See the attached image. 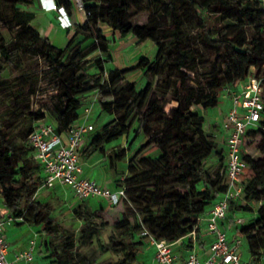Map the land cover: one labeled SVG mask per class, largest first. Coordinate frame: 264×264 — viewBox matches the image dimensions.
Here are the masks:
<instances>
[{"label": "trees", "instance_id": "obj_1", "mask_svg": "<svg viewBox=\"0 0 264 264\" xmlns=\"http://www.w3.org/2000/svg\"><path fill=\"white\" fill-rule=\"evenodd\" d=\"M55 1L58 7L73 14L74 0ZM36 2L0 0V59L6 65L0 68V80L7 67L20 64L24 53L42 56L59 83L60 104L55 106L59 132L81 119L82 98L97 93L100 112L112 119L89 134L91 138L86 144L90 155L104 154L108 145L125 137L128 125L136 126L135 138L146 140L134 152L129 164L136 175L123 184L114 180L116 189L123 188L130 194L126 186L135 187L136 196L146 201L143 221H135L132 229H128V223L120 224L122 237L111 238L121 246L122 258L117 264H139L142 243L135 241V234L143 228L156 240L170 244L183 240L186 247H191L193 241L189 235L198 231L200 219L220 201L228 187L226 163L215 173L207 169V162L214 153V137L203 129L202 117L190 107L196 103L204 110L218 108L223 88L238 90L254 70L264 86V9L256 0H82L86 21L67 32V45L60 48L41 34L35 24L36 15H28L21 9ZM182 6L194 16L200 44L216 58L223 59L225 70H209L206 87L200 93L191 92L183 97L177 86L178 106L166 113L165 106L152 99V82L148 81L139 90L135 82L124 80L132 71H142L150 78L162 76L172 67L180 75L181 84L192 80L200 82L196 55L187 47L188 31ZM134 8L139 13L153 14L162 9L174 28L162 39L152 26L154 17L147 24H133L128 20L127 14ZM103 26L109 29V37L104 34ZM228 27H233L235 33L226 32ZM247 28L253 30L251 37L245 33ZM129 36L135 37L138 44L154 42L156 56L142 58L135 67L107 70L114 62L111 45L117 37ZM188 72H193L194 77ZM43 110L38 111L35 124L46 117ZM152 119L159 126L156 133L150 129ZM34 127L29 126L28 138ZM251 134L263 138L260 157L255 159L245 153L249 171L244 180L243 197L231 203L227 219L247 242L251 258L259 261L264 250V116L258 127L248 130L247 136ZM150 147L159 150L158 157L142 158L136 163V158ZM224 159L226 152L221 154V161ZM42 181V166L34 159L29 142L20 144L10 137L4 131L0 114V192L8 210L24 219L17 224L45 226L51 233L61 234L58 257L47 264H78L76 256L80 257V264H97L79 250L81 245H76L54 217V206L36 200ZM152 184L154 186L150 187ZM90 200L82 201L75 210L78 218L85 222V230L93 226L97 214L87 208ZM156 207L160 208L158 213ZM238 213L254 217L236 225L234 218ZM93 236L84 234L83 239L87 241L84 244L90 243Z\"/></svg>", "mask_w": 264, "mask_h": 264}, {"label": "rangeland", "instance_id": "obj_2", "mask_svg": "<svg viewBox=\"0 0 264 264\" xmlns=\"http://www.w3.org/2000/svg\"><path fill=\"white\" fill-rule=\"evenodd\" d=\"M21 9L28 15H36L38 12L37 3L32 6H21ZM181 12L188 31L187 47L196 55L195 66L200 74V82L197 83L192 80L181 84L180 75L172 67L167 68L162 76L150 78L146 77L142 71H132L125 76L124 80V82H135L139 90H142L148 81L152 82L154 86L152 99L164 105L166 113H170L173 108L178 106L177 101H175V88L177 86L183 97H186L191 92L200 93L206 87L208 81L206 75L209 70H225L223 59L216 58L212 52L200 44L194 16L186 11L185 6L181 7ZM152 17H154L152 26L163 39L174 28L170 20L165 16L164 10L161 9L153 14L152 12L139 13L134 8L127 14L128 20L133 24H147ZM42 22L38 20L35 24L40 27ZM103 29L104 34L109 37V29L106 26H103ZM225 31L230 34L235 33L233 27H228ZM252 32L251 28H247L245 33L247 37H251ZM130 37L116 39L111 45L114 62L107 67V70H110V68L135 67L142 58L153 59L156 56L157 46L154 42L149 40L138 44L135 37ZM66 45L67 43H61L59 47L64 48ZM1 67H6L2 59H0ZM188 75L192 78L194 77L193 72H188ZM250 76H257V71L254 70ZM228 89V86L223 88L221 103L216 109L204 110L202 106L196 103L190 107L193 113L202 117L203 129L214 137V153L207 162V169L213 173L226 163V159L221 161V154H225L223 133L226 131L224 130L223 120L227 106L225 99L228 97ZM59 90V83L50 71L48 61L42 56L24 53L20 64L18 66L7 67L0 80V114L3 120L4 131L10 137L15 138L20 144H27L28 128L30 125H35L34 119L39 110L44 109L43 111H46L48 118L52 120L56 119L55 106L60 104L58 98ZM82 101L84 103L82 115L85 114V109H91V122L95 126L94 131L99 130L102 125L112 119L107 114L100 112V97L97 93L87 94L82 98ZM155 121V119L150 120V129L153 133H156L155 130L159 129ZM135 127L128 125L125 137L108 145L104 154H96L93 158L96 163L95 166L91 167L89 164L88 157L92 155L89 154L88 145H84L81 158L83 162H88L85 164L86 174L88 176L91 175L92 179L97 180L101 184L112 178L120 182L122 181L121 183L123 184L126 180L128 181L134 177L136 174L129 168V164L133 161L134 152L146 141L142 138H135ZM90 138L91 136L88 135L85 141L87 142ZM262 143L263 138L261 135L251 134L247 136L244 145L245 153L258 159ZM219 152L221 154H217ZM159 153L157 148L150 147L136 158V163L142 158L156 159ZM123 154L125 158L121 159ZM13 164L18 169L14 160ZM152 186L154 184L150 185V187ZM109 188L116 190L114 185H110ZM126 188L130 189V194H126V197L119 205L114 206L107 201L98 199H91L86 204L88 209L97 213L93 226L86 230L84 229L85 222L75 214V210L81 202L76 200L73 193L67 188L58 186L55 190L42 189L37 193L36 200L49 202L54 206V217L68 231L69 237L75 241L76 245H81L79 250L86 256L94 259L97 264H117L122 258V254L119 253L121 246L114 243L111 238L112 236L117 237V239L122 237V231L119 228L120 224L128 223V229H132L135 221L138 220L141 223L144 219L142 210L146 204L144 199L136 196L135 187L127 185ZM155 210L158 213L160 208L156 207ZM12 227L17 230V235H22V238L27 240L34 233L39 235L37 238L36 264H47L58 257L59 245L62 242L60 233H51L45 226L38 227L27 223L21 225L14 224ZM146 230V228H143L140 232L136 231L135 234V241L142 243L139 247L145 254L139 256V264H151L152 236ZM84 234L94 235L90 243L84 244L87 242L83 239ZM240 252L243 259L250 262V264H264V250L261 252L259 261L253 260L244 238ZM44 257L51 258L45 259ZM76 262L80 264L81 259L79 256H76Z\"/></svg>", "mask_w": 264, "mask_h": 264}, {"label": "built area", "instance_id": "obj_3", "mask_svg": "<svg viewBox=\"0 0 264 264\" xmlns=\"http://www.w3.org/2000/svg\"><path fill=\"white\" fill-rule=\"evenodd\" d=\"M256 1L264 9V0ZM74 3L77 11H84L82 0H74ZM52 10L61 11L64 8L53 4ZM228 96L231 98V107L224 120L228 188L220 201L206 213V232L214 237L206 257L191 253L185 264H250L243 259L240 252L243 237L230 239L229 231L232 225L226 226L224 223L228 218L231 203L243 197L244 180L249 171V164L244 158L245 138L248 130L258 127L264 116V86L256 76H250L238 90L228 89ZM90 110L85 109V119H80L62 132H59L58 123L47 117L46 111V117L35 124L28 142L34 159L42 166L43 181L38 192L42 189L55 190L60 186L70 190L80 202L97 198L114 206L119 205L126 197L125 189L111 190L108 186H101L96 180L83 176L81 152L86 144L85 138L95 130L94 124L88 119ZM0 199L3 200L0 203V264H36L39 236L37 233H34L27 247L20 251L15 259L9 258L10 243L6 229L24 219L16 217L8 210L1 192ZM205 219L202 217L200 223ZM248 221L244 217L235 219L236 225ZM197 235L196 230L189 237L196 241ZM152 244L156 247L157 264H177L173 244L153 237Z\"/></svg>", "mask_w": 264, "mask_h": 264}, {"label": "crops", "instance_id": "obj_4", "mask_svg": "<svg viewBox=\"0 0 264 264\" xmlns=\"http://www.w3.org/2000/svg\"><path fill=\"white\" fill-rule=\"evenodd\" d=\"M36 3L38 6V12L36 13L35 22H38V20L43 21L39 27L40 32L44 37L49 38L51 40V42L58 47L61 45V43H67L68 42V36H67L68 31H74L77 25H81L86 21V14L84 11L79 12L76 9H74L73 14H68V12L65 9L61 10V11L52 10L53 4L56 3L55 0H37ZM129 38H131V37L129 36ZM117 39H119V37H117ZM124 68H128V67H124ZM225 102L227 103L226 104L227 106L225 108V118H226V115L229 111V108L231 107L230 96H228L225 99ZM91 116L92 115L88 116V119H90V121L92 120ZM86 117L87 116L82 115L81 120L85 119ZM225 118H224V120H225ZM224 120H223V122H224ZM223 134H224V138H225L226 132H224ZM95 155L96 154H93L92 156L88 157L89 158L88 161H89V164L91 165V167L96 165V163L93 160ZM82 162H83V160H82ZM87 163L83 162V164H84L83 176L92 179L91 175L88 176L86 174L85 164H87ZM97 183L101 186L110 187V185H114V179L113 178L109 179V180L105 181L103 184L99 183L98 181H97ZM98 200H100V199H98ZM1 202H3L2 199H0V203ZM253 216H254L253 214H241V213H239L235 216L234 221H235V219H237L239 217H244L246 220H250ZM205 218H206V215L204 216V219ZM224 224L226 226L227 225L229 226V225H232L233 223L227 219ZM16 225H18V224H16ZM206 225H207L206 219L200 223L199 229L197 231V234H198L197 240L192 242L191 247H186L183 240H180V241L173 244L174 251H175V254L177 256V264H185L188 256L191 253H196L202 258L206 257V255L210 249V246L214 241V237L207 234ZM40 230H42V228H40ZM6 233H7L6 236H7L9 243H11L10 244L9 258L15 259L16 255L20 251L24 250L27 247L29 240L33 237V235H31L28 240L24 239V238H22V235H17V233H18L17 230L13 229L12 226L7 227ZM240 236L241 235H238V232L236 230L235 225H232V228L229 231V238L233 239L235 237H240ZM151 248H152L151 249L152 257H151L150 263L151 264H157L156 260H155L156 247L152 244ZM141 255L143 256L145 254L142 252Z\"/></svg>", "mask_w": 264, "mask_h": 264}, {"label": "clouds", "instance_id": "obj_5", "mask_svg": "<svg viewBox=\"0 0 264 264\" xmlns=\"http://www.w3.org/2000/svg\"><path fill=\"white\" fill-rule=\"evenodd\" d=\"M54 4H56V3H54Z\"/></svg>", "mask_w": 264, "mask_h": 264}]
</instances>
